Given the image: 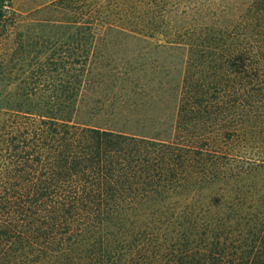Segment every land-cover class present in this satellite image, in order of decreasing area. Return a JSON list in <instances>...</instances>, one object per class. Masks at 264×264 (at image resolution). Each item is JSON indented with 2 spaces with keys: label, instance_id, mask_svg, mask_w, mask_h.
<instances>
[{
  "label": "trees",
  "instance_id": "1",
  "mask_svg": "<svg viewBox=\"0 0 264 264\" xmlns=\"http://www.w3.org/2000/svg\"><path fill=\"white\" fill-rule=\"evenodd\" d=\"M27 20L0 53V264H264V0H57ZM140 43L186 52L169 126L132 119L159 74Z\"/></svg>",
  "mask_w": 264,
  "mask_h": 264
},
{
  "label": "rangeland",
  "instance_id": "2",
  "mask_svg": "<svg viewBox=\"0 0 264 264\" xmlns=\"http://www.w3.org/2000/svg\"><path fill=\"white\" fill-rule=\"evenodd\" d=\"M57 0H11L9 15L16 22L15 26L9 28L6 32L0 29V53L6 52L8 48H15L17 38L27 25L28 16L40 8L45 7ZM118 59L125 57L124 51L116 48ZM135 58L144 62L153 63L158 66V79L149 81L148 77L143 79V90L137 89L134 93L127 94L132 104L133 120L142 119L144 116L148 120L151 128H158V124L169 126L172 123L176 112L177 95L179 94L183 70L186 61V52L184 50L154 49L152 44H138L135 49ZM15 83L11 89H3L0 94L8 92L16 94ZM122 96L124 94H121ZM166 117V118H165ZM150 120V121H151ZM135 124V123H134Z\"/></svg>",
  "mask_w": 264,
  "mask_h": 264
}]
</instances>
